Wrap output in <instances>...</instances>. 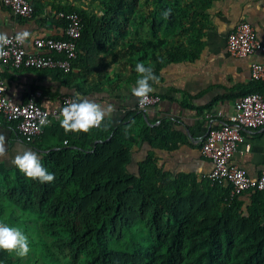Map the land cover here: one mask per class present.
Returning <instances> with one entry per match:
<instances>
[{"label":"trees","instance_id":"obj_1","mask_svg":"<svg viewBox=\"0 0 264 264\" xmlns=\"http://www.w3.org/2000/svg\"><path fill=\"white\" fill-rule=\"evenodd\" d=\"M97 1L103 6L100 16L72 7L56 10V15L76 13L83 22L73 63L79 72L66 75L77 94L102 90L103 82H92L102 78L109 46L122 38L127 47L121 56L136 77L137 62L151 66L158 78L166 66L191 60L204 36L206 24L200 20L214 2L145 0L142 8V0ZM131 13L139 22L137 38H128ZM120 76L107 85L117 87ZM167 133L159 129L155 136L165 139ZM141 137L154 143L131 124L104 132L101 123L75 135L64 130L62 143L41 156L55 173L52 182L0 165V221L18 226L10 222L15 211L6 220V206L35 214L40 232L53 239L60 264H264V192L232 199L228 186L163 172L150 157L133 173L128 169L132 147ZM247 195L251 205L245 214L240 198ZM0 260L25 264L14 250L0 249Z\"/></svg>","mask_w":264,"mask_h":264},{"label":"crops","instance_id":"obj_2","mask_svg":"<svg viewBox=\"0 0 264 264\" xmlns=\"http://www.w3.org/2000/svg\"><path fill=\"white\" fill-rule=\"evenodd\" d=\"M30 1L34 13L30 18H23L0 0V36L27 31L29 36L25 48L29 52L36 50L34 42L37 39L65 38L66 27L56 17L58 8L72 7L92 15L103 12L102 4L97 0ZM200 22L206 27L201 43L194 50V57L166 66L155 81H150L153 90L149 94L159 95L162 100L157 107L146 112L139 110L140 97L131 91L137 79L135 72L129 68V59L123 58L120 53L127 47L126 38L111 44L103 56L106 63L101 71L102 78L96 77L92 82L100 86L103 82L102 90L77 94L75 82L66 76L68 73L59 70H17L0 62L6 94L18 104L34 99L49 111L59 108L63 97L68 95L77 99L87 98L104 107L111 105L110 115L102 121L104 132L121 124H131L137 131H145L154 141L151 144L143 137L137 140L132 147L129 171L137 173L140 164L150 157L152 164L163 172L194 175L198 182H202L209 178L213 170V163L202 154V143L211 127L206 116L212 115L214 126H219L234 112L235 103L249 92H258L264 97V84L251 81V64L264 63V51L242 59L230 56L227 51L230 34L242 22L255 27L257 38L264 46V0H214ZM138 23L135 13H131L125 23L130 28L128 38H137ZM44 53L56 56L49 51ZM73 71L79 72L77 69ZM119 73V85L109 87L107 81H113ZM82 88L87 89L88 85L82 84ZM60 119L45 127L32 146L20 137L16 125L0 114V136H3L0 165L14 168L15 156L29 149L41 156L55 149L62 143L61 133L64 132ZM159 129L168 130L165 139L155 136ZM68 132L73 135L78 133ZM231 163L252 178L261 176L264 172V129L245 133V140L239 145ZM240 200L244 202L243 209L247 214L251 200L248 195ZM6 210L7 213L15 211L10 206H6ZM0 264L4 263L0 260Z\"/></svg>","mask_w":264,"mask_h":264},{"label":"built area","instance_id":"obj_3","mask_svg":"<svg viewBox=\"0 0 264 264\" xmlns=\"http://www.w3.org/2000/svg\"><path fill=\"white\" fill-rule=\"evenodd\" d=\"M3 4L19 17L30 18L34 13L30 0H3ZM56 16L67 22L65 38L37 39L34 42L36 50L29 52L25 43L16 42V35L6 36L8 43L3 45L1 64L17 70L25 68L72 72L73 63L78 58V41L82 36L83 22L76 13L61 12ZM45 51L56 56L46 54ZM227 51L230 56L242 59L264 51V46L257 38L255 27L248 22H242L230 34ZM251 81L264 84V63L251 64ZM75 99L77 98L74 96H64L61 106L51 111L34 99L18 104L6 94L4 78L0 75V114L6 121L16 125L20 137L27 143H33L39 138L43 129L53 120L62 118L61 109ZM161 100L159 95L148 93L147 98L140 97L138 108L141 112H146L157 107ZM206 117L211 127L202 143V154L213 163L209 179L228 186L232 199L249 192H264V172L261 176L252 178L245 170L231 163L239 145L245 140V133L264 129L263 95L255 92L242 97L235 103L234 112L219 126H214L212 115ZM42 119L47 122L41 124Z\"/></svg>","mask_w":264,"mask_h":264},{"label":"clouds","instance_id":"obj_4","mask_svg":"<svg viewBox=\"0 0 264 264\" xmlns=\"http://www.w3.org/2000/svg\"><path fill=\"white\" fill-rule=\"evenodd\" d=\"M98 15H103L100 11ZM167 15V13H165ZM29 33L22 31L16 34L17 43H25ZM8 43L6 36H0V54L3 53V45ZM134 70L139 74L135 84L131 87V91L137 97L147 98V94L152 89L150 81L157 79L151 66H146L144 62H137ZM112 106H102L98 102L87 98L75 99L67 103L61 109L59 123L65 131L70 132H87L93 127H98L104 121L105 117L110 115ZM47 121L42 119L41 124ZM3 136H0V151H2ZM14 165L26 177L38 179L41 183L52 182L55 179V173L49 171L43 164L41 155L32 150H26L17 154L13 160ZM0 249L15 251L18 256H25L30 250L29 236L21 227L10 225L4 221H0Z\"/></svg>","mask_w":264,"mask_h":264},{"label":"rangeland","instance_id":"obj_5","mask_svg":"<svg viewBox=\"0 0 264 264\" xmlns=\"http://www.w3.org/2000/svg\"><path fill=\"white\" fill-rule=\"evenodd\" d=\"M146 4V1L142 0V4H140V6L143 8ZM11 214L12 213L6 214V220H11ZM13 214L14 220L10 222H14L21 227L22 230L29 236V239H34V241H32L34 245H32L29 240L30 250L27 255L23 256L25 264H60V261L53 256L56 252V250L50 245L53 239L51 236H44L40 232L38 217L33 213L22 212L19 209H16ZM66 262L68 263V261Z\"/></svg>","mask_w":264,"mask_h":264}]
</instances>
